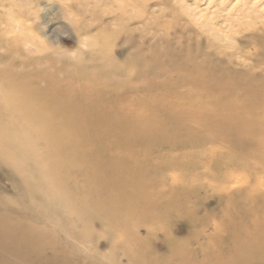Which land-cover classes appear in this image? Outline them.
<instances>
[{"label": "rangeland", "instance_id": "374dc122", "mask_svg": "<svg viewBox=\"0 0 264 264\" xmlns=\"http://www.w3.org/2000/svg\"><path fill=\"white\" fill-rule=\"evenodd\" d=\"M84 1L0 0V35L14 40L0 44V264H171L182 249L197 251V264H220L214 256L233 247L232 229L256 214L212 189L226 168L237 169L235 193L259 176L264 186V170L242 158L229 166L248 144L207 137L216 130L206 121L237 115L240 132L256 135L251 159L263 160L254 125L264 120V40L205 59L173 16L179 6L152 5L132 35L117 37L88 24ZM98 1L97 18L121 10ZM83 38L82 61L61 59ZM213 77L217 86L205 85ZM184 107L196 112L190 121L176 118ZM153 129L165 136L140 143Z\"/></svg>", "mask_w": 264, "mask_h": 264}, {"label": "bare ground", "instance_id": "6f19581e", "mask_svg": "<svg viewBox=\"0 0 264 264\" xmlns=\"http://www.w3.org/2000/svg\"><path fill=\"white\" fill-rule=\"evenodd\" d=\"M115 2L118 4L121 10H114L113 13L105 12L103 13L104 15H100L101 17L99 18L95 16V13H97L95 9L97 7L100 8V5L103 2L98 0H86L82 2L81 6H88V9L90 10L87 9V12H90L93 15L92 18L88 21V24L102 25V29L110 28L112 30L113 36L115 35L119 37L123 34H126L127 36V34L132 35L137 30V27H135V29H131L129 25L133 21L139 20V18L145 20L146 15H144L142 11L145 12L147 9H150L152 5L169 6L172 9L179 6L180 12H174L173 16L175 18H179L181 21L186 23L184 30L186 32H189L190 35H193V38L195 39V48H193L194 52L203 53L205 59L222 55L227 57H234L235 55L240 54V52L237 51L238 43L244 45L252 43V45L254 46L259 41L264 40V0H131L128 4V7L126 8L123 6L124 0H115ZM106 17H109L110 19L106 20ZM10 34L12 38V34H15V32L9 31L6 33V35ZM1 35L0 44H12L11 42L14 41L13 39H10V42L9 40L6 41L7 39L4 40ZM16 37L19 38L18 36ZM37 40L39 41L38 37ZM202 40L205 41L204 44L201 42ZM25 42L24 44L28 43ZM25 48L28 54L31 53V51H34L33 49H35L34 47H32V45L28 44ZM241 49L243 50L242 47L240 48V50ZM231 65L232 63H227V67ZM212 67L213 65L210 62H206V64L204 65V68H206V70H209ZM220 67L221 73L226 72V66L220 65ZM216 72H218L220 75L219 70H217ZM227 73H229L231 76L235 75L232 74V72L230 73V71H228ZM219 75L217 76V78H219ZM199 76L201 75L199 74ZM214 77L212 78V80H210L209 83H205V85L209 84L213 88L216 87L218 84V80H213ZM198 80L202 81L203 83L207 81L206 79ZM242 84L243 82L236 83L237 86H241ZM184 103L189 104L192 102L187 101ZM229 103L233 102H231L230 100ZM190 109H187L186 107L177 109L176 118L178 119V121H190V116L195 117L196 112L193 111L192 108ZM224 116H228V119L215 120L210 117L206 121V123L211 122V126L213 125L212 127H215L216 130L211 134L208 133L209 136L207 137H216L219 138L218 140H220L223 134H228L231 135L233 139L239 142L240 144L242 142L247 143L248 145H244L242 143V149H239L238 151L233 150L230 153V158L227 160V164L231 166V163H237V160L242 158L249 164L258 165L264 170V156L263 158L261 157L263 159L261 161H255L250 157V147L254 148V146H256L254 138L256 135L248 136L247 133L243 135V133L240 132L239 129L241 128L239 126L243 125V120L237 119L239 118L236 117L237 115H235L234 118H229L233 116H229L226 114H224ZM167 121L169 122V120ZM172 122L175 121H171L169 124L174 125ZM255 125L254 127L256 133L261 132V134H264V120L258 122ZM197 126L199 127L207 125H198L197 123ZM201 129H204V127H202ZM150 131L151 130H148L144 138L140 139V143H142L143 145L145 144L143 142H147L149 138L157 139L156 135L163 134V136H165L164 134L166 133L165 131L160 133L155 131L154 129L151 132ZM220 131H222L221 134L218 133ZM149 134H152V136H150ZM129 139L130 140H128V142L130 143L136 140L138 142V139ZM106 160L113 162L115 159L108 157L106 158ZM221 173L224 174L223 177H225L226 179L219 181L218 185L214 187L215 189H212V195L218 192V198L221 202H228V204L230 203V205L233 206L236 204V201L238 202L240 207H243V204L252 203L254 205L253 210L256 214V220L252 222V224H250L245 219H243L244 223L242 222V226H240L238 229L236 228L237 230L232 229L233 231H235V236L232 238L231 241L233 247L228 248V250L224 253L218 252V254H215L214 257H216L220 264H264V186L263 182L260 181L263 176L257 177V183H255L253 186H248L246 189H243L242 193H235V191H233L236 190L234 185H236V182L238 180L233 182L230 178L237 173V169L226 168L225 171L223 170ZM54 207L56 206L54 205ZM216 226L214 227V231L217 230ZM249 229H252V231H250ZM171 252L172 256H170L169 258V262L171 264H174L173 259L171 258L181 259L184 263L185 261H187L186 264H197L196 262L198 261V259H200V255L198 256L199 253L197 251H189L188 249H182L179 251L172 250ZM193 252L195 254L191 255V253ZM187 257L190 261L187 260ZM202 257H204V253ZM205 261L206 259H203L202 264H205Z\"/></svg>", "mask_w": 264, "mask_h": 264}, {"label": "clouds", "instance_id": "9594fccd", "mask_svg": "<svg viewBox=\"0 0 264 264\" xmlns=\"http://www.w3.org/2000/svg\"><path fill=\"white\" fill-rule=\"evenodd\" d=\"M60 34L67 36V33L63 32L62 30ZM53 46L59 47L57 43H55V45ZM89 47L90 45L87 43V38H83L81 41L78 42L77 48L71 50L61 48L59 55L61 59H67L73 62H79L83 60V53L87 51ZM65 53H67V55H65Z\"/></svg>", "mask_w": 264, "mask_h": 264}]
</instances>
